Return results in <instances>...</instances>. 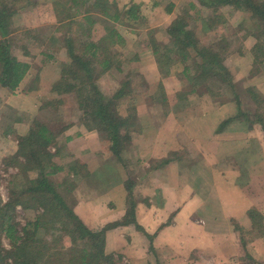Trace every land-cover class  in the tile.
<instances>
[{
    "label": "trees",
    "instance_id": "obj_1",
    "mask_svg": "<svg viewBox=\"0 0 264 264\" xmlns=\"http://www.w3.org/2000/svg\"><path fill=\"white\" fill-rule=\"evenodd\" d=\"M198 1L210 14L201 18L198 12L197 20L202 22L206 37H212L213 41L210 45H202L195 31L196 26L192 28L191 14L185 12L178 15L167 30L169 42L165 47L160 48L153 38L150 41L160 74L168 77L174 65L182 66L181 78L185 80L187 90L181 92L178 99L208 97L214 106L228 104L233 107L235 115L222 121L216 133L221 134L234 121H241L250 130L257 125L264 132V96L256 90V81L264 75V0ZM152 2L157 5L163 1ZM143 5L134 3L126 5L123 10L116 0H57L54 3L57 25L50 41L66 49L69 62L61 65V79L54 86L53 93L59 97L74 96L83 114V126L88 131L99 133L118 158L130 144L131 134L136 131L138 122L136 107H130L128 103L132 82H124L112 96L106 97L98 81L107 74L121 73L124 61L116 48H124L126 43L117 26H127L132 30L131 22L143 19ZM34 7L36 3L31 0H0V88L11 94L20 88L31 69L29 63L15 54V47L22 46L24 54L29 55L26 50L29 44L25 41H41L39 35L33 36L36 30L29 29L22 34L23 45H19L18 39L14 38L18 32L15 25ZM174 7V3H167L166 12L172 13ZM195 8L191 3L190 9ZM224 8H230L233 15L244 14L245 19L238 25V31L221 14ZM197 20L194 24H198ZM98 25L103 26L105 34L96 39L94 32ZM242 32L243 41L249 38L256 40L251 52L257 69L251 76L239 80L240 69L230 66L227 60L232 54L235 36ZM61 48L42 56L53 60ZM241 51L239 49L238 55H245ZM160 88L163 90L162 85ZM125 101L128 104L126 113L121 110ZM61 103L48 102L44 108ZM69 128L65 126L57 134L47 124L37 120L26 135L16 137L17 153L6 157L5 163L18 169L24 183L9 190L6 203L0 201V264H118L122 257L106 253V232L119 225H134L150 241L154 240L137 221L132 186H126L128 210L121 222L101 231H92L75 213L80 199L88 198L94 189L88 165L74 156H70L68 162L63 159L62 164L54 161L60 156L65 143L71 140L67 138L63 145L59 143L60 136ZM54 147L55 153L51 151ZM85 186L92 189L88 194L85 193ZM17 208L40 214L19 227L15 220ZM251 220L256 231L249 233V240L263 238L262 215L257 212ZM52 231L58 232V236L49 237ZM2 236L9 240V249L1 241ZM62 237L70 238L71 245H61ZM249 240L242 236L244 248Z\"/></svg>",
    "mask_w": 264,
    "mask_h": 264
},
{
    "label": "crops",
    "instance_id": "obj_2",
    "mask_svg": "<svg viewBox=\"0 0 264 264\" xmlns=\"http://www.w3.org/2000/svg\"><path fill=\"white\" fill-rule=\"evenodd\" d=\"M170 2L174 3H141L148 10L143 14L147 25L169 26L177 14L176 9L166 12L164 3ZM158 8L163 12L157 13ZM61 54L64 56H57L55 61H37L38 69L31 56L17 55L31 69L14 94L0 88L2 158L17 153L14 136L29 132L30 125L24 122H31L39 114L42 102L64 101L71 96L53 93L61 79L59 63L69 62L68 56ZM135 58L139 64L129 68L124 65L121 72L138 73L150 86L162 82L152 52L141 49ZM237 67L242 73L246 69ZM173 78L177 82L174 76L163 80L166 90ZM256 84L264 89L263 78ZM170 94L167 92V101L149 100L154 107L148 115L138 109L136 131L120 158L99 133L83 125L75 135L74 127L61 135L64 140L71 139L66 144L70 152L62 160L68 162L74 156L92 173L94 193L80 199L75 213L92 231L121 222L128 210L129 185L137 205V221L154 240L134 225L108 230L106 253L122 257L118 264H264V237H245L249 242L244 248L242 236L251 235L254 224L248 211H240L233 199L237 194L244 196L246 205L257 207L264 215V132L257 125L250 130L241 121H234L218 134L220 123L235 115L232 106H214L208 97L197 96L178 104L179 100L171 101ZM164 103L171 106V111L162 112ZM91 190L86 188L85 193Z\"/></svg>",
    "mask_w": 264,
    "mask_h": 264
},
{
    "label": "rangeland",
    "instance_id": "obj_3",
    "mask_svg": "<svg viewBox=\"0 0 264 264\" xmlns=\"http://www.w3.org/2000/svg\"><path fill=\"white\" fill-rule=\"evenodd\" d=\"M31 1H35L36 7L33 8V10L30 12L29 15L24 16L22 19L20 18V21L15 25V27L18 28V32L14 36V38L16 40L18 39L19 45H23L22 34L25 32V30L29 29V30H36L33 32V36L39 35L41 41L38 42L37 40L29 39L27 42L25 41L27 45L29 44L28 48L26 49L29 55L24 54L25 50H23L22 46L15 47V54L21 55V56L25 55L28 57L31 56L29 58L30 61L33 62L34 68L38 69V65L36 64L37 61L48 60L46 56H42L43 53L48 54L54 50L61 48V44H53L50 41V38L54 32V28L57 25V21L53 13L54 3L57 0H31ZM116 1L120 9H123V10L126 5H131L134 3L137 5L141 3H145V2L147 3L148 1L153 3L152 0H116ZM158 1L166 2L168 0H158ZM169 1L174 2V5H175L174 10L175 9L177 10L176 17L178 15L184 14L185 12H188L189 14H191L190 22L192 24V28L194 29L196 26L195 31L202 45H205V44L210 45L211 42L213 41V38L206 37V35L202 31V22L197 20L198 17L196 16V13L200 12L199 16L201 18L202 16L206 18L208 14H210L208 13V11H206L207 9L203 8L200 5L198 0H169ZM22 3L24 4V2ZM191 3L196 6L195 9H192V10L190 9ZM164 5L166 4L164 3ZM160 11H162V8L157 9V13H159ZM230 11H231L230 8H224L222 9L221 14H223L225 18L230 21L231 25L234 26L233 28L238 31L239 30L238 25L242 22V20L245 19L244 14H240L239 12L238 14L233 15L234 13ZM147 12L148 10L142 8L143 19L136 23L131 22L133 25L132 30L128 29L127 26H122V25L117 26V30L119 33H121L122 37L125 39L126 45L124 48L117 47L116 50H118V53L123 56L121 60L124 61V64L122 66L126 65V68H129L131 65L134 66L135 63L137 65L138 60H136L135 56L138 55L141 49L147 48L149 52H151L150 41L152 40V38L156 40L157 45H159L160 48L165 47V44L169 42L167 30L169 29L171 24L166 27H155L154 23L149 22V25H147L146 19L143 16V14H147ZM196 20L198 21L197 22L198 24H194V21ZM154 22L156 21L154 20ZM252 26L254 25L252 24ZM104 34H105V31L103 29V26L98 25L95 28L94 37L96 39H98V37L102 38ZM243 35L244 33L242 32V33H238L237 37L235 36V40L233 41V49H232L233 55L231 54L227 60V63L230 66L232 65L236 67L242 66V68L246 67L243 73L240 71V73L237 75V78L239 80H242L243 78L249 75L251 76V74L257 69V66H254V62H253L254 59H253V55L251 52V49L253 45L255 44L256 40L249 38L243 41L244 39ZM232 37L233 36H231L230 38ZM237 38L238 40H236ZM239 49L240 50L242 49L241 52L245 55L242 56V59L236 60L235 57H238ZM63 52L67 55L66 49L61 48V50H59L58 53L55 54V58L60 55L61 57L64 56L61 54ZM123 54H125V57ZM67 58L69 60V57ZM53 61H55V59H53ZM235 62H237L236 65H235ZM62 64L64 63H59L58 65L60 67V70H61ZM181 72H182L181 66L179 65L173 66L170 76H174L177 82L173 78V81H171L168 84V88H169L168 90H166L163 80L170 76L162 77L163 80L161 83L155 84V85L153 84L150 86L145 81V79L142 77V75L138 73H133L132 71H126V74H124V72L120 73L118 71L111 73V74H107L106 76H103L100 79V81H98L99 83L98 85L103 95L106 97L107 96L109 97V96H112L114 92H116V90L119 88V86H121V84L130 80L132 82V87L129 89L131 90L130 92H132L129 94L130 95L129 97H131V100L128 101V103L130 104V107L131 106L136 107L137 113H138V109L141 108V114L148 115L152 113L151 106H153V105H150L149 102L155 99L167 101V92L171 93L170 94L171 101L175 102L179 100L178 104H181V103L183 104L184 101L187 100V99L181 100L180 98L178 99V95L181 94V92H185L187 90V87H186L187 85L185 83V80L184 81L179 80V78H181ZM111 76H113V78ZM127 76L129 78H127ZM261 78L264 79V75H262ZM161 85H162L163 90H161L160 88ZM177 89H179V91H176ZM256 90L260 96L262 97L264 96V89H258L257 87ZM133 97H135V99ZM132 98L134 99V102ZM62 100L58 99V101H62ZM142 101L143 102L147 101L148 103L142 105L140 104V102ZM46 102L48 103L52 101H46ZM46 102L44 103L46 104ZM44 103L42 102V106L39 107L40 108V111L38 110L39 114L37 113L35 114L37 118L36 117L34 119L32 118L31 122H24V123H28L30 127H32L33 123L39 120L47 124L49 128L53 130V132H57V134L65 126L74 127L73 132H72V134L74 135L79 130V128L83 125L82 123L83 114L79 110V107L77 105V102L74 96H68L64 101H62L61 104H59L58 106L54 104V106H51V108L50 107L44 108ZM126 107H128V104H126V101H125V106L123 109H121L122 112L125 111L126 113ZM170 107L171 106L169 104L164 103L162 105V112L165 113L167 111H171ZM14 137H15L14 139L16 140V136ZM62 137L64 136H60V139H59L60 145H63L66 141L64 140L65 137L64 138ZM51 151L55 153L56 151L55 147L51 148ZM68 152L70 151L68 149V145H66L65 143V147L62 150L60 156L55 158L54 161L58 164H62L63 162L62 158L66 157V154ZM5 159L6 157L2 158L0 156V201L2 203H6L8 201L10 189H15V187L18 188L20 187V185L22 186V184L24 183V180L22 181L23 179L22 174L18 173L19 172L18 169L14 168L13 166H8L5 163ZM216 173L221 178L220 172L216 171ZM233 199L236 200L237 202L236 206L239 208L240 211H243V212L248 211L247 215L249 216V218H251L252 216H255V214L259 212L262 215V221L264 225V215L259 211L257 207H254V206L250 207L246 205L244 196H240V194H237L235 198ZM39 214L40 213L36 211L31 210V211L26 212L22 208H17L15 212V220L17 224L19 225V227H23L27 223V221L34 220L36 216ZM200 215H203V212L200 213L198 216ZM51 236H58V232L52 231L49 237ZM245 237L248 238L249 235L244 236V238ZM1 239H2L1 241L3 242L4 246L9 249L10 248L9 240L6 239L4 236H2ZM61 245H64L67 247L70 246L71 245L70 238L62 237Z\"/></svg>",
    "mask_w": 264,
    "mask_h": 264
}]
</instances>
